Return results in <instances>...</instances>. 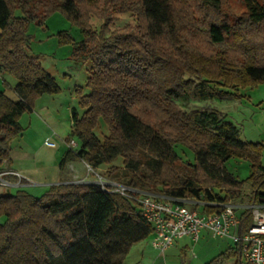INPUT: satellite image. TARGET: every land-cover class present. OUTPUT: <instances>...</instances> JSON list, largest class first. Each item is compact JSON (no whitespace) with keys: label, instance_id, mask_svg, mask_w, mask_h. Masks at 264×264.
<instances>
[{"label":"trees","instance_id":"1","mask_svg":"<svg viewBox=\"0 0 264 264\" xmlns=\"http://www.w3.org/2000/svg\"><path fill=\"white\" fill-rule=\"evenodd\" d=\"M242 1L245 12L232 21L224 0H0V76L15 79L17 98L0 91V159L11 165L9 144L22 132V115L41 96L59 92L29 53L28 28L61 12L83 35L74 58L89 62V93L79 95L83 113L71 111L78 148H67L61 173L75 162L109 166L110 182L201 203L189 207L203 214L264 204V145L241 141L216 109L186 111L176 103L237 97L231 92L264 83V37L257 39L264 34V0ZM83 5L96 10L99 25ZM117 15L133 22L114 27ZM101 124L107 135L99 138ZM186 152L192 163L180 156ZM118 158L121 165L113 166ZM232 158L249 163L245 179L226 170ZM66 182L72 181L39 198L24 190L0 195V264H123L132 246L152 236L135 199ZM250 214L237 210V234L251 225ZM206 264H242L240 245Z\"/></svg>","mask_w":264,"mask_h":264},{"label":"rangeland","instance_id":"2","mask_svg":"<svg viewBox=\"0 0 264 264\" xmlns=\"http://www.w3.org/2000/svg\"><path fill=\"white\" fill-rule=\"evenodd\" d=\"M224 4L232 21L245 12L242 0H224ZM83 8L89 11L91 15L90 23L99 25L100 20L95 17L97 16L96 10L93 11L92 7L86 5H83ZM16 16H21L19 11H16ZM114 18V27H123L127 23L133 22L132 17L128 15H117ZM28 33L30 35V55L39 58L42 68L54 78L59 92L55 95L41 96L35 102L32 112L22 115L19 120L22 132L14 137L9 144L11 165L4 166L5 169H14L27 175L30 177L28 179L31 185L23 187L24 181L21 180V186L19 187L13 189L0 188V195L14 194L17 190H24L39 198L45 195L52 185L57 184L60 178L80 184L86 182L97 186H100V181L110 182L106 176L109 166L92 169L94 172L92 173L86 167V164L75 162L70 163L63 173L59 170V163L68 148L65 140L72 139L77 144V139L71 136V111L75 109L81 115L83 109L79 105V95L89 93L86 88L89 62L76 60L73 56L74 43L80 42L83 37L79 27L71 23L61 12H54L45 19L44 24L41 26L31 23ZM65 35L68 36V41L60 42V38ZM262 37H264V34L257 36V39L260 40ZM201 49L204 53H209L206 45H203ZM1 76L0 90L8 98H14L15 79L6 74L3 77ZM231 93L237 95V97L215 98L211 101L182 99L176 100V103L186 111L216 109L226 121L237 128L241 141L257 142L264 145V83L232 91ZM105 135H107V130L102 125L100 131L97 132V136L102 138ZM51 144H54V147H51ZM180 156L186 162H193L192 155L188 152ZM262 164H264V159H262ZM112 165L120 166L121 159L118 158ZM225 168L237 180L245 179L250 170L247 161L234 158L225 163ZM4 179L14 184L17 182L15 178L4 177ZM249 194L250 188L246 186L242 196L244 202L247 201ZM188 208L190 209L189 206ZM199 211L201 212V208H199ZM151 238L152 236L142 241L147 248L145 256L149 260L155 258L160 260L174 259L171 255L174 251L159 254L155 250H151L148 244ZM204 240L205 243L201 241L198 246L201 247L204 244L211 248L209 251L207 250L210 255L207 259L217 256L233 245L228 239L209 237ZM181 243H189V241L183 240ZM198 252L195 251L189 255V260L195 259ZM201 252L203 253V251ZM242 264L246 263L242 260Z\"/></svg>","mask_w":264,"mask_h":264},{"label":"built area","instance_id":"3","mask_svg":"<svg viewBox=\"0 0 264 264\" xmlns=\"http://www.w3.org/2000/svg\"><path fill=\"white\" fill-rule=\"evenodd\" d=\"M50 146L54 147V144ZM67 147L75 150L77 144L71 140ZM4 166H7L6 161L0 159V188L13 189L21 186V176ZM86 167L94 173L92 168L87 165ZM4 177L15 178L17 182L14 184ZM83 184L93 185L86 182ZM99 187L138 202L141 216L152 228L150 246L160 254L165 253L176 240L182 238L197 242L205 231L213 238L228 239L233 245L239 244L241 258L246 264H264V204L242 207L224 205L219 213L203 214L197 209L188 208L191 205L202 206L198 202L138 193L115 182L100 181ZM130 193H137L139 196L134 198ZM241 209L250 210L251 225L239 235L237 231L240 220L237 210Z\"/></svg>","mask_w":264,"mask_h":264},{"label":"crops","instance_id":"4","mask_svg":"<svg viewBox=\"0 0 264 264\" xmlns=\"http://www.w3.org/2000/svg\"><path fill=\"white\" fill-rule=\"evenodd\" d=\"M3 76L4 75H2L1 77H3ZM5 78H6V76H5ZM15 85H16V81L14 83V86ZM9 99H11L12 101H16L17 98L14 97V98H9ZM12 170L17 172L21 176L22 180L24 181L23 187L31 185V182L28 179L30 177L20 173L19 171L14 170V169H12ZM61 180H63V179L60 178L57 184H59ZM197 210H199V208H197ZM208 235L209 234L207 232L203 231L197 242H193L188 238H182V239L176 240L174 242V244L172 245V247H170L165 252V253H167L169 251H174V253H171V255L174 257V259H171V260H163V259L160 260L159 258L149 260L145 256V254L147 253L146 252L147 248L144 245V243L143 242L137 243L131 247V249H130L126 259L124 260L123 264H206L208 261H210L213 258L212 257L210 259H207L210 256L209 253H207V250L209 251L211 248L207 245H204V244L200 247V246H198V244L201 241L204 242L205 241L204 239L211 237L210 235L209 236ZM211 238H213V237H211ZM213 239H217V238H213ZM183 240H188L189 243H181V241H183ZM148 244H149V248L151 250H153L152 247L150 246V243H148ZM195 251H196V253L199 251L197 254V257L195 259L189 260L188 256L193 254V252H195ZM201 251H203V253ZM165 253H163V254H165Z\"/></svg>","mask_w":264,"mask_h":264},{"label":"water","instance_id":"5","mask_svg":"<svg viewBox=\"0 0 264 264\" xmlns=\"http://www.w3.org/2000/svg\"><path fill=\"white\" fill-rule=\"evenodd\" d=\"M69 183L71 184V183H77V182H66V184H69Z\"/></svg>","mask_w":264,"mask_h":264}]
</instances>
